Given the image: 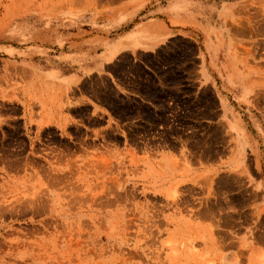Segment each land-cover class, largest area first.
Instances as JSON below:
<instances>
[{
    "label": "rangeland",
    "instance_id": "374dc122",
    "mask_svg": "<svg viewBox=\"0 0 264 264\" xmlns=\"http://www.w3.org/2000/svg\"><path fill=\"white\" fill-rule=\"evenodd\" d=\"M118 3L167 5L173 23L197 31L208 19L235 35L242 55L264 63V0H0V98L10 105L0 113L16 117L12 129H0V264H223L226 249L236 242L242 249L238 232L258 192L244 185L248 172L239 165L248 156L235 155L233 129L215 116L217 97L200 85V70L146 77L131 70L134 76L122 79L132 94L105 77L87 80L84 91L112 107L126 137L119 122L95 140L74 126L64 138L53 133L64 150L58 162L26 169L22 109L9 100L21 102L10 87H26L13 78L42 70L63 51L80 49L83 58L98 48L106 13ZM198 52L176 39L149 61L196 67ZM207 107L215 120H202ZM73 112L92 120L87 105ZM8 158L11 172L1 170Z\"/></svg>",
    "mask_w": 264,
    "mask_h": 264
},
{
    "label": "crops",
    "instance_id": "0c3cea01",
    "mask_svg": "<svg viewBox=\"0 0 264 264\" xmlns=\"http://www.w3.org/2000/svg\"><path fill=\"white\" fill-rule=\"evenodd\" d=\"M172 16L164 4L127 7L118 3L106 13L105 40L98 48L92 46L83 58L80 49L74 48L69 53L63 51L66 56L59 57L56 62L50 61L42 70H25L21 79L13 78L26 87L23 93L21 88L19 92L16 87L9 89L21 100L9 98L22 109L19 119L21 133L26 138V169L30 172L43 170L48 168L50 161L58 162L57 158L64 150H59L53 133L56 138H64L74 126L83 130L89 140H95L97 132L105 134L119 122L121 135L126 137L123 121L116 117L112 107L93 93L84 91L87 80L105 77L120 93L132 94L134 89L122 79V74L129 79L133 77L131 70H144L143 77L153 76V70H200V85L210 86L217 97L213 109L215 116L233 129L235 155L248 156L247 163L239 165V169L248 172L244 185L254 187L258 192L256 210L250 212L248 224L242 225L238 232L242 249L238 250L235 241L236 247L225 250L222 263L264 264V95L260 93L264 92V63L258 64L255 57L242 55L235 35L221 33L208 19L202 20L201 29L197 31L189 23H173ZM176 39L198 46V66L152 65L149 60L160 59L161 51ZM118 70L123 72L120 74ZM5 87L0 84L1 93ZM37 94L39 97L33 98ZM5 100L0 98V108L10 107ZM147 103L157 106L150 101ZM82 105L88 106L90 122L73 112V108ZM209 115L207 107L202 120H215ZM15 118L0 113V129L5 126L12 129ZM9 162L11 158L1 162V170L11 172L13 168ZM246 247L247 251L244 250Z\"/></svg>",
    "mask_w": 264,
    "mask_h": 264
}]
</instances>
